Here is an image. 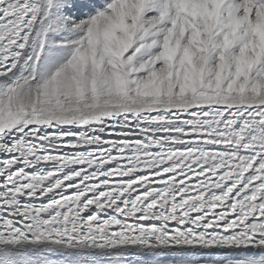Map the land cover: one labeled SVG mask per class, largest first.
Listing matches in <instances>:
<instances>
[{
	"label": "snow or ice",
	"instance_id": "obj_1",
	"mask_svg": "<svg viewBox=\"0 0 264 264\" xmlns=\"http://www.w3.org/2000/svg\"><path fill=\"white\" fill-rule=\"evenodd\" d=\"M0 264H264V0H0Z\"/></svg>",
	"mask_w": 264,
	"mask_h": 264
}]
</instances>
